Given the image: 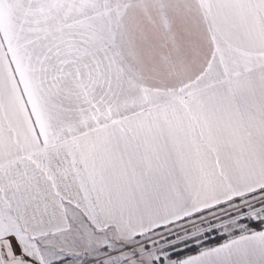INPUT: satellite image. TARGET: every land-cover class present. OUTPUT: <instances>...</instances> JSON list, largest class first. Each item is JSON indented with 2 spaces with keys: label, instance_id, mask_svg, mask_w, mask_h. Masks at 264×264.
<instances>
[{
  "label": "snow or ice",
  "instance_id": "6c2138e0",
  "mask_svg": "<svg viewBox=\"0 0 264 264\" xmlns=\"http://www.w3.org/2000/svg\"><path fill=\"white\" fill-rule=\"evenodd\" d=\"M0 264H264V0H0Z\"/></svg>",
  "mask_w": 264,
  "mask_h": 264
}]
</instances>
